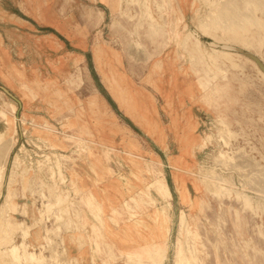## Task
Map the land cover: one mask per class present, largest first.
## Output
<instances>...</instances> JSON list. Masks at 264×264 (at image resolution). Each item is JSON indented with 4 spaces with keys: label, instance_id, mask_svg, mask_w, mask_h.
<instances>
[{
    "label": "rangeland",
    "instance_id": "374dc122",
    "mask_svg": "<svg viewBox=\"0 0 264 264\" xmlns=\"http://www.w3.org/2000/svg\"><path fill=\"white\" fill-rule=\"evenodd\" d=\"M220 2L0 0L18 65L0 48L6 245L47 264H264V15L223 28L206 20Z\"/></svg>",
    "mask_w": 264,
    "mask_h": 264
},
{
    "label": "bare ground",
    "instance_id": "6f19581e",
    "mask_svg": "<svg viewBox=\"0 0 264 264\" xmlns=\"http://www.w3.org/2000/svg\"><path fill=\"white\" fill-rule=\"evenodd\" d=\"M216 1V0H215ZM222 2H220L219 4H209V12L207 14V21L209 20H216L217 19H221L222 22H224V24L222 25L223 28H230L232 25H236L242 27L243 23L246 20H249L251 18V14L255 11L258 10L259 13H263L264 15V0H220ZM145 7V6H144ZM207 12V11H206ZM253 16V15H252ZM205 19V18H204ZM245 24V23H244ZM206 25V24H205ZM236 28V27H235ZM243 29V28H242ZM10 129L12 130L11 132H13V126L12 123L10 124ZM226 132H227V127L225 125H223V129L221 130V138L223 140H225L226 137ZM9 148V146H8ZM9 150V149H7ZM236 154V153H235ZM233 155L231 158H229L227 161L229 163H234L233 161L237 159L239 164H243L246 163L247 161H250L246 156L244 155H240L239 152L237 151L238 157L236 158V155ZM217 158V157H216ZM222 158V157H221ZM214 159V158H213ZM216 161L218 162L219 160L216 159ZM236 161V162H237ZM216 162V163H217ZM221 162V161H220ZM220 162L218 164H220ZM226 162V163H227ZM228 165V164H227ZM245 165V164H244ZM238 166V165H237ZM1 167V166H0ZM227 167V166H226ZM231 167V166H230ZM233 167V166H232ZM236 168V167H235ZM240 168V167H239ZM242 168V167H241ZM237 169V168H236ZM247 169V167L245 168ZM244 172V170H242ZM245 172H247L245 170ZM205 173V171H204ZM238 174V173H237ZM247 174V173H246ZM207 175V174H206ZM208 176V175H207ZM219 175H215L214 173L212 174V176H210L211 180V185L210 186V191H214L215 193L217 192H223L225 191V188L220 187L218 185V182L224 181L221 177H218ZM257 177V176H256ZM3 178V169L0 168V184H1V180ZM202 178V177H201ZM205 180V179H204ZM209 180V179H208ZM261 180V179H260ZM201 181H203L201 179ZM210 181V180H209ZM227 190V189H226ZM257 190V189H256ZM234 192V191H233ZM236 193V192H235ZM243 197V195H242ZM9 196L6 198V202L8 201ZM247 198V197H246ZM43 206V205H42ZM3 207V206H2ZM2 209V208H1ZM43 209V208H42ZM261 209V208H260ZM4 210V209H3ZM45 210V209H44ZM1 212V211H0ZM46 212V211H45ZM48 213V211H47ZM5 214V213H2ZM44 214H41V212H39V221L42 220V216ZM1 216V215H0ZM4 216V215H3ZM3 219V218H2ZM0 219V220H2ZM38 221V220H37ZM5 222V221H4ZM40 223V222H39ZM25 224L20 223L17 226L22 227V237L25 238L26 235V231H27V227L24 226ZM36 225V224H35ZM30 228V227H29ZM15 228L13 227H9L8 225L5 226V230H8V232H13ZM46 231V230H45ZM1 232H4V228L3 226L0 225V234ZM29 232V231H28ZM27 232V235L29 234ZM48 231H46L45 233H47ZM2 233V234H4ZM7 236L9 234H6ZM7 236H5L6 238H8ZM4 237V238H5ZM3 238V237H2ZM0 238V240L2 239ZM3 240V239H2ZM0 241L1 243L4 241ZM8 241V244L6 245L5 242L3 243L4 247H5V251L6 252H12L14 254V256L17 254V256H15V261L14 263L16 264L17 262H20V264H47V259L43 258V257H35L33 254L29 253L24 244H21L19 247L14 245L13 242L11 241V238L9 236V239L6 240V242ZM0 243V245H2ZM22 250V257H20L19 253H18V249ZM53 253V252H52ZM21 254V253H20ZM160 254V253H159ZM151 259L154 261L155 264H161V262L154 256V255H150ZM51 257V256H50ZM53 258V257H52ZM57 262V261H56Z\"/></svg>",
    "mask_w": 264,
    "mask_h": 264
},
{
    "label": "crops",
    "instance_id": "0c3cea01",
    "mask_svg": "<svg viewBox=\"0 0 264 264\" xmlns=\"http://www.w3.org/2000/svg\"><path fill=\"white\" fill-rule=\"evenodd\" d=\"M0 48H2V49H4L5 51H6V49L5 48H3V46H1V42H0ZM6 56H7V58L9 59V61H11V62H13L14 64H15V62H14V59L12 58V60H11V55H10V53L9 52H7L6 51ZM16 65V64H15ZM17 67H18V65H16ZM0 84H2L4 87H6L9 91H11L12 93H14L12 90H10L2 81H0ZM3 86H1L0 87V89H2L3 91H6L7 93H10L6 88H4ZM2 92L0 91V95L1 96H4V95H2L1 94ZM13 96V95H12ZM14 97V96H13ZM112 98V97H111ZM113 99V98H112ZM103 100L105 101V103L107 104V107H109V105H108V103L106 102V100L103 98ZM114 100V99H113Z\"/></svg>",
    "mask_w": 264,
    "mask_h": 264
}]
</instances>
